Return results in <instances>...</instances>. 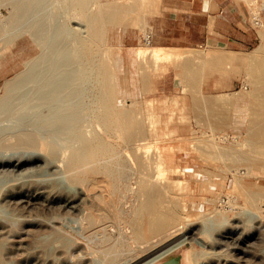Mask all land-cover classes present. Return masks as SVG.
<instances>
[{"label":"rangeland","instance_id":"1","mask_svg":"<svg viewBox=\"0 0 264 264\" xmlns=\"http://www.w3.org/2000/svg\"><path fill=\"white\" fill-rule=\"evenodd\" d=\"M242 1L246 4L249 11V23L258 32L257 42L253 49L245 52H229L224 50H212L205 46L182 48L166 47L164 49L174 52L176 57L160 61L157 64L154 63L156 65L151 67L149 64H153V62H149L151 61L150 58L142 57L144 58L142 59L138 57L135 52L137 48L150 47V45L155 46L153 43L145 45L142 41L143 34L149 33L152 37V26L149 23V18L152 14L151 11L153 10L152 8L155 4V0H88V3H86L87 7H83L84 11H80L78 9L79 7L75 5H70V0H0V88L3 81L10 79L18 80V78L22 76H20L22 73V77L28 74L26 77L30 79H28V83L26 82L27 80L24 81L27 78H23V81L17 82V88L15 87L16 89L14 88L6 98H2V102L0 103V139L3 140V145L0 146V156L2 153L7 154L12 152L15 147H18L15 146L16 144L13 142L19 131L24 132L26 130L25 132H27L29 130L31 133H35L36 136L43 135L47 140L50 137L49 140L52 144L61 149L77 144L78 138L75 137L77 132L81 134L82 132L83 134L88 132L85 134L86 136L88 135L87 137L97 132L100 133L101 127L97 123L96 117L99 111L96 109L100 110V106L98 107L100 104L98 95L102 84V78L98 73L97 66L99 62L103 60L105 62L108 61L109 64L106 63L113 73L114 83L119 90L118 98L121 100L120 103L126 108L131 109L132 112H134L135 119L149 128L144 135L145 140L143 139L142 142L148 150L151 148V154L154 153V146H159L163 150H167L164 155L166 165L170 168V171L167 173L164 171L161 177L162 186H160L165 191L161 189V198H163L161 200L160 210L172 214L174 219V223L171 227L172 230L176 225L179 227L183 225L181 228L182 232L190 228H197V230L205 229V233L202 237L207 243L206 251H203L205 250L204 247L193 243L194 249L190 251L192 255L190 254L188 256L189 263L239 264L241 261L246 260L249 264H258L260 258L264 257V253L261 254L263 251H260V247H262L264 243V241H261L264 237V231H262L264 222L261 221L262 214H260L261 220L259 221L258 217L252 216L250 212H257L259 214V207L261 206L262 208V206H264V203L261 204L264 202V190L260 183L261 178L259 172V170L262 171V168L259 169V166L264 165V147L260 149V145L264 143V137L255 135V130L264 126V108H259L257 106L258 103L264 101V91L257 92L258 95L257 93L250 94L251 84L247 79V74L254 61H264V0ZM101 7L103 9L111 7L115 14L117 13L116 15L118 16L116 17L118 20H116V23L113 22L103 25L101 32L102 38L91 39L89 34H87L88 31L85 27L86 23L83 14H85V12L86 14H95L102 9ZM254 12L257 13V16ZM122 13L124 15H122ZM131 20H134L133 23ZM135 21L139 22V24ZM78 38H80L81 41L84 40L87 42L84 44L87 49L89 48V51L81 53L77 50ZM40 55L47 64L45 62L44 64L42 63L43 59L41 58L42 61L40 60ZM182 55H186V57ZM136 59L142 62H138L139 60L137 61ZM50 60H52V62H50ZM113 62L116 63L117 66ZM42 64L48 66H44V73L47 70L44 75L41 71L43 70ZM60 64H63L64 67L61 68ZM39 65L42 67L39 68ZM123 66H125L126 69L124 67L123 70ZM35 68L36 70L39 68L40 71L38 70V72L40 73L35 72L36 70H33ZM68 71H73L76 74V80L68 87L60 88V84L63 81L62 77L64 74L66 76ZM29 72L32 76H29ZM33 72L35 74H33ZM118 72L122 73V77ZM36 73H38L39 76L36 75ZM39 77L41 79H35ZM117 77L119 78L117 79ZM60 80L62 81L59 83L58 81ZM25 82V86L22 85ZM118 85L120 87H118ZM23 86L25 88L28 86L30 89H28V91L26 89L27 92H23L25 91ZM52 86L55 88H52ZM48 89H50L49 92L47 91ZM39 90H41V92ZM22 92L23 94H21ZM2 93L3 90L0 89V96ZM123 95H125L126 98ZM218 95L229 96L231 102L229 101V104H226L228 102H223L222 104V102L214 100ZM39 96L43 97L40 98ZM94 97L95 99L97 98L96 101ZM123 99H125L126 102L123 101ZM66 108L76 109L75 111L73 110V112L79 113V115H76L80 116L81 119L76 124V128L72 127L69 128V130L55 131L54 135L53 131L48 130L44 125L48 119L49 121L54 119V117L60 115L59 112H62L61 110ZM48 114L52 117H48ZM93 117L96 119H93ZM144 119L147 120L145 121ZM84 120L86 121V125ZM94 120H96L97 126L99 127L96 126ZM87 121L91 123L88 124ZM81 127L83 128L82 131ZM91 127L95 129L92 132ZM33 128H35V130H32ZM96 129L98 130L96 131ZM38 130L40 131L38 132ZM43 131L48 133H44ZM94 131L95 133H93ZM11 133L12 135H10ZM7 134L10 135L9 138L13 136L14 141L11 140L13 138H10L9 141ZM6 135L7 137H4ZM51 136L53 138H51ZM5 138L7 139L8 144L5 142L7 145L4 143V140H6ZM55 139H58V141L60 139V141L63 142L59 141L56 143L57 141H55ZM108 140L111 142H122L119 135H112ZM255 141L258 143L256 144ZM242 142L245 145H243ZM247 142L248 144H246ZM66 143H68V145ZM11 144H14L15 147H12ZM5 145L9 150L5 148ZM214 145L217 147H214ZM241 145L244 147H241ZM250 145L253 146L250 147ZM118 147L120 148L121 145ZM248 147L250 148L248 149ZM217 148L220 150L217 151ZM3 149L4 151H2ZM18 149L16 148V151ZM22 150L23 149L18 151ZM258 150H261V152ZM13 152H15V149ZM245 157L247 158L245 159ZM249 166L251 169L254 167L255 169L258 168V170L246 173L245 170H247V168L250 169ZM235 167L236 170L234 169ZM232 169L239 174L234 173V175H231V173H233ZM242 173L245 174L243 175ZM234 178H237L238 181H235ZM133 180L134 179L129 180V184L132 188L135 183ZM135 186L136 184L134 188ZM133 197L132 192H125V196L122 198L121 202V207L124 206L122 207L124 219H120L117 223H113L112 226H107L106 233L109 234L110 240H106L104 244L100 242L96 244L95 242L98 241H94V238H88L87 232L79 228V221L75 219V222L72 220L75 217L71 214H67L61 218V220H64V224L60 219L57 224V230H59L57 233L60 232L62 236L63 234L67 236L66 240L68 245L65 247V249L68 248L67 251L64 248L57 247L54 249L55 252L51 251L48 255L42 248L32 247L34 245V240L31 239L36 238L37 240V237L41 236L45 231L37 232L34 227H31L29 228L32 230L30 233L31 236H24V241L30 242V246L27 250L28 252L23 251L21 254H16L17 256H6L8 257L7 260H13L16 262L14 264H31V261H33L32 259L36 260L35 257L37 256L35 255L37 254V258L40 260L39 264H48L49 262L51 264H93L92 261L95 262L96 259L99 260V262L96 260L98 264H109V260L112 259L116 262L115 264H147V258L137 262V260L139 261L147 254H143L139 251L138 241L133 238L130 228L128 230L129 225L126 221L127 217L132 215L134 206L137 203V199L136 203H134L135 197ZM0 202V205H3L1 199ZM254 204H257V206ZM8 205L9 204H6L7 207L5 205L0 207L1 218L5 217L4 215L7 210L9 212V217H13V213L16 211H12L14 210V205L11 204L10 208ZM220 205H222L224 209L222 206L219 208ZM4 207H6L7 210L6 208L4 209L5 212L3 211V215L1 212L3 209L1 208ZM130 209H132V211ZM31 213L32 215H42V211L39 212L38 210H32ZM257 222H259L258 225H256ZM108 223L110 222L108 221ZM22 225L24 226V223L20 222V224L14 228L13 231L16 230L14 233L20 234L18 232L21 231ZM259 226L262 227L260 228ZM60 228H62L63 231L60 230ZM171 228L167 233L171 231ZM231 228H235V230H231ZM240 228L243 231H241ZM259 228L260 232L258 231ZM228 231L243 238L247 237V235H252L254 239L251 238L253 242L250 243V247L251 249L254 248V250L252 249L253 252H257L255 258L251 252L244 253L236 251L232 248L231 243H228V245L226 243L223 249H221L223 247L222 245L215 248L218 250L217 253H226V256L224 255L223 258L219 256V253H216V255L212 252L215 251V249L211 250V246L213 245L214 247L218 242L217 235ZM34 232L37 233L35 234ZM207 232H209V234ZM111 234L115 235L111 237ZM257 234L262 238L260 241H258L259 235ZM204 235H206V237ZM208 236L210 237L208 238ZM68 237L70 239H68ZM119 237H122V239H119ZM174 237L177 236H167L159 241L162 245L158 242L155 247H151V250L153 251L155 248L158 249L163 246V244L174 240ZM170 238H172V240H170ZM85 239L88 240V243ZM115 239H118V241L116 240L114 242ZM155 239L157 238H152L151 240L153 241ZM36 240L35 242L38 241ZM91 240L94 242L92 243ZM122 241L126 242L123 244ZM117 242H119V244ZM131 243L133 245H131ZM107 245L115 250V252L113 251V253L112 249L108 248V250L104 248ZM257 248H259V250ZM38 249H40V251H38ZM76 249H79V251ZM200 249H203L202 252ZM61 250L65 251L62 253ZM104 250L107 254L104 253ZM107 250L109 252H107ZM151 250L149 252H152ZM109 253L112 257L108 256ZM209 253L210 255L213 253L215 256L213 254L209 256ZM199 254L201 255L199 256ZM56 255L58 257L55 259L54 257H56ZM115 256L118 261L115 259ZM44 257L45 262L42 260ZM203 257L205 258L203 259ZM49 258L52 261L49 260ZM91 258H95V260H91ZM38 259L35 264H38ZM74 260L75 262H73ZM76 260H78L79 263L76 262Z\"/></svg>","mask_w":264,"mask_h":264},{"label":"bare ground","instance_id":"2","mask_svg":"<svg viewBox=\"0 0 264 264\" xmlns=\"http://www.w3.org/2000/svg\"><path fill=\"white\" fill-rule=\"evenodd\" d=\"M69 3H70V5H75V6L79 7L78 9L80 11H84L83 7L84 6L87 7L86 3H88V0H70ZM105 6L108 7L107 5H105ZM82 8H83V10H82ZM116 11H118V10H116ZM137 11H138V9H137ZM116 14L112 10L111 7L108 9L102 8L101 10H99L95 14H90V13L86 14V12H85V14H83L84 19H85V23H86L85 27L87 28V31H88L87 34H89L91 39L102 38L101 32L103 29V25L113 23V22L116 23V20H118L116 17L118 15H116ZM256 14L257 13H255V15ZM122 15H124V14L122 13ZM133 21H132V23H133ZM136 23L139 24V22H136ZM142 25H143V23H142ZM263 42H264V40H263ZM84 43L86 44L87 42H85L84 40L81 41L80 38H78V45L76 44L77 45L76 47H77V50L81 53L89 51L88 50L89 48L87 49V47ZM48 51H50V50H48ZM135 53H136V55H138V57L150 58L151 61H149V62H153V64L152 63L149 64L151 67L153 65H156L160 61L169 60L172 57H176V54L172 51H167L163 47H157V46H151V45H150V47L137 48ZM182 56L186 57V55L185 56L182 55ZM39 58L41 61L43 59V62H42L43 64H44V62L47 64V62L44 61V58H42V56ZM47 58H48V56H47ZM49 58H51V57H49ZM136 58H137V56H136ZM142 59H144V58H142ZM140 61L141 60H139L138 62H140ZM50 62H52V60H50ZM106 62L109 64L108 61H106ZM106 62L103 60V61L99 62V65L97 66L98 71H99L98 73L100 74V76L102 78V81H101L102 84H101V88L99 86L100 92L98 95V100H99L100 104L99 105L97 104L98 107L100 106V110L96 109L97 111H99V114H98V116L96 115V117H97V123L101 127L100 133H98V132L95 133V131H94L93 133H95V134L92 133L93 134L92 136L87 137L88 135L86 136L85 134H87L88 132L84 133V134H83V132H82V134L80 132H77V134H75V137L78 138L77 144L75 146H67V147H64L61 149L60 147H58V146L56 147L52 144V142L49 140L50 137L47 140L43 137V135L36 136L35 133H33V132L31 133L29 130H28L29 132L28 131L25 132L26 130L24 132L19 131L18 135L16 133L17 136L15 137L16 138L15 141H14L13 136L10 137V138H13L11 140L14 141L13 143L16 144L15 146H18V147H15L14 144L13 145L11 144L12 147L13 146L15 147L14 148L15 152H13L14 151V149H13L12 152H9L7 154L2 153V155L0 156V199L3 203V205H0V207H3L4 205L6 206V204H9L8 206L10 208V206L12 204V205H14V208H13L14 210H12V211L16 210L14 213L12 212L13 217L10 218L9 212L6 208L7 206L4 208H1V209H3L1 211L3 213V215L5 212L4 211L5 208L7 211L5 212L6 213L4 215L5 217L1 218V215H0V264H14L16 262H14L11 259L7 260L8 257H6V256H12V255H16L18 253L21 254L23 251L28 252L27 250L30 246L29 245L30 242L24 241V236L25 237L26 236L28 237V235L31 236L30 233L32 232V230L29 229L31 227H34L35 231H37V232L45 231L43 234H41V236L37 237L38 241L36 240V238L31 239V240H34V242H33L34 245L33 246L31 245L32 247H36V248L39 247L40 249L42 248L43 251L48 253V255L50 254L51 251H54V249L57 247L65 249V247L68 245L67 240H66L67 236L63 234V236H64L63 237L60 234V232L57 233V231H59V230H57L58 229L57 224H58V220L59 219L61 220V218L67 214H71V215H73V217H75L73 219L69 217L70 219H72L74 221H75V219H77L79 221V224H80L79 228H81L82 230L87 232L88 238H90V239L94 238L93 239L94 241H98V242H95L96 244L99 242L104 244L106 240L107 241L110 240L109 234L106 233V230L108 228L107 226H109V225L112 226L113 223H117V221H119L120 219H124V216H123L124 211L122 210V207H124V206L121 207V202H122V198H124V196H125V192H130V193L132 192L133 193V196L135 197V199H134L135 202L133 201L134 203H136V199H137V203L134 206L133 211H132V209H130L133 212L132 215L127 217V219H126L128 225H129L128 230L130 228V232H131L133 238L136 241H138L139 251L143 254H147L145 256L143 255L144 257L142 259H140L139 261L137 260V262H140V261L144 260L145 258H147V264H150V263L154 262L155 260H157L162 255L166 254L168 251H170V250L176 248L178 245H181L184 243H188L189 247H190L184 252V263L185 264H190L189 260H188V256L191 254L190 251H192L194 249L193 243H196L197 245L204 247L205 250H203V249L202 250L204 252L206 251L207 243L202 237L203 234L205 233V229L197 230V228H193V229L190 228L188 230H185V232H184V230L182 232L181 228L183 227V225L181 227L176 225V227L174 226L175 228L172 230L171 227L174 223V219H173L172 214L167 212V211L164 212V211L160 210V208H161L160 206L162 203L161 200L163 198V197L161 198V196H162L161 195L162 194V192H161V189H162L161 188V186H162L161 185L162 184L161 177L164 174L163 173L164 171H166V173L168 171H170V168L167 167V165H166V160H165V155H164V153H166L167 150H163L159 146H154V150H153L154 153L151 154L150 153L151 148H149V150H148L147 147L145 146V144L142 142L143 139L145 138L144 135L146 134L147 129H149V128L145 127L143 123H140L139 121H137L135 119L134 112H132L131 109L126 108L125 106H123L120 103L121 100L118 98V91L119 90L117 89V85L114 83L113 73L111 72V70L108 67ZM39 63H37V64H39ZM154 63H156V64H154ZM114 64L117 66L116 63H114ZM44 66H46V65H43V67L41 65H39V68L40 67L43 68V70H41L43 75L47 71L46 70L44 73ZM46 67H48V66H46ZM60 67L62 68V67H64V65L62 64ZM124 67L125 66H123V70H124ZM154 67H157V66H154ZM39 68H38V70L40 71ZM125 69H126V67H125ZM33 70H36V68ZM38 70H36L35 72H38ZM154 71H156V70H154ZM38 73H40V72H38ZM38 73H36V75H38ZM33 74H35V73L33 72ZM119 74H121V77H122V73L120 72ZM21 75L23 76V73L20 74V76ZM36 75H34V76H36ZM47 75H48V72H47ZM22 76L20 78H18V80L17 79H12V80L10 79V80L3 81V84L0 88L3 90V93L0 96V103L2 102V98H6V96H8L13 91V89L17 85V82L23 81V78H27L24 81L27 80L26 82L27 83L29 82L30 79L28 77H26V76H28V74L25 75L24 77H22ZM29 76H32L30 74V72H29ZM64 76H65V74H64ZM64 76L63 77L61 76L63 81L62 80L58 81L59 83L62 81L60 84V88L61 87H68L70 84H73L74 81L76 80V74L73 71H68V74L66 73V76L65 77ZM123 77H124V75H123ZM118 78L119 77H117V79ZM35 79H41V78L39 77V78H35ZM247 79H248L249 83L251 84V89L249 92L250 94L251 93L252 94L257 93L259 91H264V61H254L253 62L252 67L247 74ZM99 80H101V79H99ZM26 82L23 83L22 85L26 84ZM55 86H56V83H55ZM58 86H59V84H58ZM118 87H120V86L118 85ZM52 88H55V87L52 86ZM71 88H69V89H71ZM24 89H25V91H23V92H27L28 89H30V88L27 86L26 88L24 87ZM26 89H27V91H26ZM34 89H35V87H34ZM50 89H48L47 91L49 92ZM21 90H22V88H21ZM41 90H39V91L41 92ZM39 91H38V93H39ZM120 91H121V89H120ZM23 92L21 94H23ZM46 95H47V93H46ZM257 95H258V93H257ZM48 96H49V94H48ZM123 96L125 97V95H123ZM39 97L41 98L43 96H39ZM229 98H230L229 96L218 95V96H216V99H214V100L222 102V104H223V102H228L226 104H229V101L231 102V99L229 100ZM94 99H95V97H94ZM96 99H95V101H96ZM123 101H125V99H123ZM257 106L259 108H264V101L261 103H258ZM29 110H31V109H29ZM73 110L75 111L76 109L66 108V109L61 110L62 112H59V110H58L60 115L54 117V119H51L50 121L48 119V121L45 123L44 126L46 128H48V130L53 131L54 135H55V133H54L55 131H63L65 129L69 130V128L75 127L81 118H80V116L76 115V114L79 115V113H75V112H73ZM56 111H54V112H56ZM48 117H52V116H49V114H48ZM145 117H146V115H145ZM225 117H227V116H225ZM94 118L95 117H93V119ZM94 121L96 123V120H94ZM85 122L86 121L84 120V123ZM87 123H88V121H87ZM89 123H91V122H89ZM97 123H96V126H97ZM85 125H86V123H85ZM90 126H91V124H90ZM92 127H91V132L93 130H95V129H92ZM97 127H99V126H97ZM32 130H35V128H33ZM82 130H83V128L81 127V131ZM97 130L98 129H96V131ZM153 130H154V128H153ZM39 131L40 130H38V132ZM12 133H14V132H12ZM12 133L10 135H12ZM46 133H48V132H46ZM56 133H59V132H56ZM117 133H119V134H117ZM7 135L4 137H7ZM10 135H8V137H7L9 139V141H10V138H9ZM112 135H119L122 142L118 143V142H111L110 140H108V138L112 137ZM255 135H257V136L260 135V136L264 137V126L255 130ZM222 137H223V135H222ZM51 138H53V137L51 136ZM54 138H55V136H54ZM2 139H4V138H2ZM245 140H247V139H245ZM55 141H57L56 143H58L60 141V139H59V141H58V139L57 140L55 139ZM257 141H258V139H257ZM2 142H3V140L0 139V146L3 145ZM5 142L7 143V139L4 140V143ZM60 142H63V141H60ZM207 142H208V140H207ZM11 143H12V141H11ZM236 143H237V141H236ZM257 143L258 142H256V144ZM66 144L68 145V143H66ZM242 144H243V142H242ZM246 144H248V142ZM263 144L262 145L258 144L261 146L260 149L262 147H264ZM56 145H58V144H56ZM119 145H121L120 148L118 147ZM243 145H245V144H243ZM251 146H253V145H250V147ZM12 147H11V149H12ZM19 147H22V148H19ZM209 147H210V144H209ZM214 147H217V146L214 145ZM241 147H244V146L241 145ZM250 147H248V149ZM5 148L7 150H9L7 146ZM16 148L17 149L19 148L18 150H21V149H23V150L22 151H18V150L16 151ZM254 148H255V143H254ZM254 148H252V149L255 150ZM4 149L2 151H4ZM11 149H10V151H11ZM257 149H259V148H257ZM219 150L220 149L217 148V151H219ZM263 150H264V148H263ZM147 151H149V152H147ZM255 151H257V150H255ZM6 152H8V151H6ZM259 152H261V150ZM148 153H150V154H148ZM250 153H251V151H250ZM246 158L247 157H245V159ZM248 161H249V159H248ZM259 167H260L259 169L262 168V171L259 170V172H260V178H261L260 183H261V186L263 187V190H264V165L259 166ZM253 168L252 169H251V167H250V169L247 168V170H245L246 173L255 172L258 170V168H256V169L255 168L253 169ZM234 169L236 170V167ZM232 172L233 173H231V175H234V173H237V171L234 172V170ZM237 174H239V173H237ZM242 174L244 175L245 173H242ZM130 179H134L133 180V182L135 181L134 185L136 184L135 188H134V185H133V188L130 186V184H129ZM162 179H164V178H162ZM235 181H238L237 178L235 179ZM163 191H165V190H163ZM251 196H249V197H251ZM164 198H165V196H164ZM261 199H263V198H261ZM263 201H264V199H263ZM218 202H219V200H218ZM221 202H220V204H221ZM263 203L264 202H262L261 204H263ZM0 204H1V202H0ZM254 205L257 206V204H254ZM221 206L222 205H220L219 208ZM259 208H260L259 214L257 212H250V214L252 213V216L258 217L259 221L261 220L260 214H262V220L261 221L264 222V220H263L264 219V206H262V208L260 206ZM259 208L257 207L258 210H259ZM11 209H12V207H11ZM164 209H165V206H164ZM223 209H224V207H223ZM32 210H38L39 212L42 211V215H40V216H38V214L32 215V213H31ZM249 211H251V210H249ZM198 220H200V219H198ZM63 221L64 220H61V222H63ZM108 221L110 223H108ZM20 222L24 223V226L23 225H22L23 227L21 226L22 227L21 231L18 232L20 234L14 233L16 231V230L13 231L14 228H16L18 226V224H20ZM237 222H239V221H237ZM245 222H247V221H245ZM258 223L259 222H257L256 225H258ZM63 224H64V222H63ZM236 224H239V223H236ZM60 227H62V226H60ZM233 227L236 228L237 226H233ZM63 228H64V226H63ZM170 228H171V231L167 233V231ZM226 228H225V230H226ZM235 228H231V230H235ZM237 228H239V227H237ZM260 228L258 230L259 232H260ZM60 230H62V228H60ZM70 230H72V229H70ZM240 230H241V228H240ZM254 230H255V228H254ZM241 231H243V230H241ZM262 231H264V227H263ZM219 232H221V231H219ZM259 232H257V233H259ZM207 233L209 234V232H207ZM237 233H239V232H237ZM247 234H249V233H247ZM113 235H115V234H113ZM113 235L111 237H113ZM172 235H176L177 237H174V240H172V238H170V240H172V241H170L166 244H163V246L159 247L158 249L155 248L156 250L155 249L153 251L151 250L152 249L151 247H155V245L160 240L166 238L167 236H172ZM257 235H259V234H257ZM257 235H256V237H257ZM261 235H262V233H261ZM204 236L206 237V235H204ZM210 236H208V238ZM217 236H218V239H217L218 242L214 245V247H213V245L211 246V250L215 249L216 247L218 248V246H220V245L223 246L221 248V249H223L224 245L226 243H227V245H228V243H231L232 248L235 249L236 251L244 252V253L251 252L255 258L257 252L256 253L253 252L254 248H252L253 249L252 250L250 247V245H251L250 243L253 242V241H251V238H253L252 235H247V237L243 238L240 236H236V235H234V233H231L230 231H228V232L220 233ZM116 237H118V236H116ZM258 237H259V239H258ZM258 237H257V239H258V241H260V239H262V238L260 237V235ZM85 238H87V237H85ZM152 238H157V239H155L157 241H155V240L152 241L151 240ZM68 239H70V238L68 237ZM87 239H85V241ZM119 239H122V237L121 238L119 237ZM213 239H211V240H213ZM263 239H264V237H263ZM263 239L261 241H264ZM35 240L37 242H35ZM116 240L118 241V239H115L114 242ZM94 241H92V243ZM208 241H209V239H208ZM125 242H123V244ZM215 242H213V243H215ZM87 243H88V240H87ZM117 243L119 244V242H117ZM120 243H121V240H120ZM159 243L161 244V242H159ZM259 243H261V242H259ZM113 244H115V243H113ZM256 244H257V242H256ZM131 245H133V244L131 243ZM263 245H264V243H263ZM263 245H262V247H260L261 248L260 251H263V252H261V254L264 253ZM107 246L104 248L112 249L111 247H109V245H107ZM225 247H228V246H225ZM40 249H38V251H40ZM67 249L68 248H66L65 250L67 251ZM257 249L259 250V248H257ZM257 249H256V251H257ZM65 250H63V251H65ZM76 250L79 251V249H76ZM108 250H107V252H109ZM150 250L152 252H149ZM202 250H201V252H202ZM59 251H60V249H59ZM63 251L61 250L62 253H63ZM113 251L115 252V250L112 249V252ZM215 251H212V252H214L216 254L218 250L215 249ZM100 252H102V251H100ZM29 253H30V251H29ZM46 253H45V256H46ZM56 253L59 254L58 252H56ZM72 253H71V255H72ZM104 253L107 254L106 251ZM116 254H118V253H116ZM207 254H208V252H207ZM215 254H213V255L215 256ZM104 255H103V258H104ZM110 255L111 254L109 253L108 256L112 257ZM120 255H119V257H120ZM200 255L201 254H199V256ZM211 255L209 253V256H211ZM224 255L226 256V253L223 252V254H220L219 256H222V258H223ZM16 256H15V258H16ZM35 256L38 257L37 254ZM80 256H82V255H80ZM99 256H100V254H99ZM116 256H115V259H116ZM127 256H128V254H127ZM205 256H207V255H205ZM37 257H35L36 260L38 259ZM57 257L58 256L56 255V257H54V258L56 259ZM54 258H53V260H54ZM204 258L205 257H203V259ZM261 258H260L258 264H264V257H261ZM27 259H28V257H27ZM44 259H45V257L42 259L43 262H45ZM32 260L33 261H31L32 262L31 264H35L36 260L35 259H32ZM49 260H51V259L49 258ZM91 260H95V258L94 259L91 258ZM96 260H98V259H96ZM96 260H95V262L92 261V263L98 264L99 260H98V262ZM128 260H130V259H128ZM39 261L40 260L38 259V262H37L38 264H39ZM86 261H87V259H86ZM102 261H103V259H102ZM109 261H110V263H112V262L114 264L116 263V262H114L113 259L109 260ZM73 262H75V260ZM76 262H78V260H76ZM84 262H85V260H84ZM137 262H135V263H137ZM227 262H229V261H227ZM82 264H84V263H82ZM239 264H249V263L246 260H244V261H241V263H239Z\"/></svg>","mask_w":264,"mask_h":264},{"label":"crops","instance_id":"3","mask_svg":"<svg viewBox=\"0 0 264 264\" xmlns=\"http://www.w3.org/2000/svg\"><path fill=\"white\" fill-rule=\"evenodd\" d=\"M152 9L151 43L157 47L245 52L257 42L242 0H155Z\"/></svg>","mask_w":264,"mask_h":264},{"label":"water","instance_id":"4","mask_svg":"<svg viewBox=\"0 0 264 264\" xmlns=\"http://www.w3.org/2000/svg\"><path fill=\"white\" fill-rule=\"evenodd\" d=\"M189 248L188 243L178 245L176 248L168 251L150 264H185L184 252Z\"/></svg>","mask_w":264,"mask_h":264},{"label":"built area","instance_id":"5","mask_svg":"<svg viewBox=\"0 0 264 264\" xmlns=\"http://www.w3.org/2000/svg\"><path fill=\"white\" fill-rule=\"evenodd\" d=\"M142 41L145 45H150L151 44V35L149 33L143 34Z\"/></svg>","mask_w":264,"mask_h":264}]
</instances>
